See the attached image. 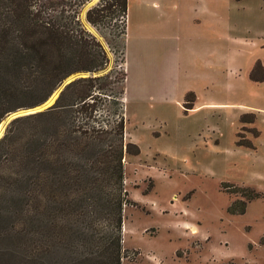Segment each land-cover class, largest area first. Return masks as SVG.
I'll use <instances>...</instances> for the list:
<instances>
[{"label":"rangeland","instance_id":"rangeland-1","mask_svg":"<svg viewBox=\"0 0 264 264\" xmlns=\"http://www.w3.org/2000/svg\"><path fill=\"white\" fill-rule=\"evenodd\" d=\"M98 1L82 18L109 71L113 38L108 45L85 21ZM258 61L264 0H129L126 139L140 154L124 160L134 204L124 207L121 264H264V80L250 78ZM190 92L196 102L187 110ZM89 198L69 210L56 201L52 218L75 212L83 221L73 240L68 229L54 240L42 264H111L99 248L107 213ZM242 202L244 214L229 211ZM21 245L20 234L0 235V264H19Z\"/></svg>","mask_w":264,"mask_h":264},{"label":"trees","instance_id":"trees-1","mask_svg":"<svg viewBox=\"0 0 264 264\" xmlns=\"http://www.w3.org/2000/svg\"><path fill=\"white\" fill-rule=\"evenodd\" d=\"M93 1L0 0V126L16 113L45 105L69 78L82 75L51 107L13 119L0 139V235L22 236L19 264H42L66 229L69 240L80 234L73 233L83 221L75 212L59 220L51 215L56 201L69 210L87 195L90 202L99 198L107 213L101 225L108 231L99 248L110 251L111 264H121L128 252L124 207L134 202L125 190L124 160L140 154L126 139L129 0H99L85 15L108 45V36L113 38L109 71L105 47L82 18ZM250 78L264 80L261 61ZM195 102L188 93L185 108L193 109ZM248 118L243 115L241 122L252 123ZM241 205L239 212L229 211L244 214L246 203ZM6 255L11 259L15 253Z\"/></svg>","mask_w":264,"mask_h":264},{"label":"water","instance_id":"water-1","mask_svg":"<svg viewBox=\"0 0 264 264\" xmlns=\"http://www.w3.org/2000/svg\"><path fill=\"white\" fill-rule=\"evenodd\" d=\"M79 77H82V75H76V76H73V77H71V78H69L63 85H62V87L57 91L58 92V95H57V97H56V99H55V101L51 104V105H49L48 107H46V108H44V109H42V110H45V109H47V108H49V107H51L52 105H54V103L56 102V100H57V98L59 97V94L62 92V90L65 88V86L66 85H68L70 82H72L73 80H75V79H77V78H79ZM56 92V93H57ZM55 93V94H56ZM54 94V95H55ZM53 95V96H54ZM53 96L49 99V101L53 98ZM48 101V102H49ZM47 102V103H48ZM46 103V104H47ZM45 104V105H46ZM44 106V105H43ZM42 106V107H43ZM40 108V107H39ZM42 110H39V111H42ZM39 111H37V112H39ZM34 113V112H33ZM16 114H18V113H16ZM15 114V115H16ZM23 115H27V114H23ZM23 115H18V116H15V117H13V118H11L12 116H10L7 120H6V122H7V125L13 120V119H15V118H17V117H19V116H23ZM3 137V135H0V139Z\"/></svg>","mask_w":264,"mask_h":264},{"label":"bare ground","instance_id":"bare-ground-1","mask_svg":"<svg viewBox=\"0 0 264 264\" xmlns=\"http://www.w3.org/2000/svg\"><path fill=\"white\" fill-rule=\"evenodd\" d=\"M57 95H58V92L53 96V98L46 104V105H44L43 107H40V108H37V109H34V110H30V111H27V112H21V113H18V114H14V115H12V117L11 118H13V117H15V116H18V115H23V114H27V113H33V112H37V111H39V110H42V109H44V108H46V107H48L49 105H51L54 101H55V99H56V97H57ZM2 133V125L0 126V134Z\"/></svg>","mask_w":264,"mask_h":264}]
</instances>
